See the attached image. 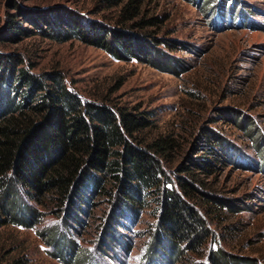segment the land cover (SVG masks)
<instances>
[{
    "label": "rangeland",
    "instance_id": "374dc122",
    "mask_svg": "<svg viewBox=\"0 0 264 264\" xmlns=\"http://www.w3.org/2000/svg\"><path fill=\"white\" fill-rule=\"evenodd\" d=\"M130 1L133 2L128 6ZM198 1L0 0V52L23 60L19 67L37 75L62 73L69 88L86 101H107L131 111H145L153 122L152 128L141 134L147 136L146 141L164 137L172 140V147L162 156L165 176L173 181L171 186L178 189L186 177L201 186L203 192L233 201L241 210L235 213L224 209L220 216L207 215L215 234L201 254L199 248V255L188 253L177 264H209L210 253L218 248L264 264V156L250 136L223 117L225 112L232 111L252 117L264 135V0H240L252 9L253 20L262 25L259 29H225L224 19L212 20L215 11L211 8L216 0ZM226 1L227 6L224 0H218L216 6L235 10L237 0L232 5L231 0ZM43 16L47 21L39 18ZM66 16L84 25L96 23L131 34H149L159 49L181 60L182 68H176L174 73L137 59L119 60L104 49L67 35L70 29L66 20L61 25L66 33L58 35L60 29L54 27L55 19ZM9 20L19 22L31 31L30 35L14 40L8 35ZM206 128L231 141L244 153V160L236 159L235 166L224 165L215 156L206 155V150L199 147ZM204 155L212 161L213 173L194 165L193 158ZM183 166L190 170L185 171ZM190 194L195 200L203 197L200 191ZM100 200L93 216L87 217L88 225L83 230L71 231L80 249L92 255L90 264H147L148 244L158 222L156 204L142 208L136 222H126L124 241L131 242V248L119 241L120 244L103 252L97 238L102 233L99 224L108 205ZM56 220L47 215L33 228L11 223L3 226L0 248L3 245L8 250L0 249V256L4 255L6 260L28 256L27 264H68L52 255L55 248L40 235L44 227L61 223L62 219ZM61 229L66 231L62 224ZM11 246L15 249L11 250Z\"/></svg>",
    "mask_w": 264,
    "mask_h": 264
},
{
    "label": "trees",
    "instance_id": "16d2710c",
    "mask_svg": "<svg viewBox=\"0 0 264 264\" xmlns=\"http://www.w3.org/2000/svg\"><path fill=\"white\" fill-rule=\"evenodd\" d=\"M217 1L211 8L215 11L212 20L224 19L225 29L262 26L253 20L252 9L242 1L237 0L233 11L216 6ZM224 3L228 5L226 0ZM66 17L55 19L54 27L60 29L55 30L58 35L62 31L66 33L61 27L66 20L70 29L67 35L104 49L119 60L137 59L174 73L176 68H182L181 60L159 49L149 34H131L96 23L84 25ZM39 18L47 21L45 16ZM31 21L40 25L34 19ZM252 21L254 24H249ZM9 23L8 35L14 40L20 35H30L31 31L19 22L9 20ZM42 32L47 35L45 29ZM22 63L23 60L0 52V229L10 223L33 228L45 216L52 215L56 221L62 219L61 223L40 231L45 243L55 248L52 255L68 264H90L92 255L80 249L73 235L88 225L87 217L93 216L96 202L102 199L108 205L99 224L102 233L97 238L103 252L120 244L119 241L131 248V242L124 241L126 222H136L142 208L154 202L158 222L148 244L146 262L177 264L188 253L199 255L215 234L207 215L220 216L224 209L241 211L233 201L203 192L201 186L186 177L178 189L171 186L173 181L165 176L162 156L167 155L172 140L164 137L146 141L147 136L141 134L151 129L153 122L145 111H131L107 101H86L69 88L62 73L50 71L37 75L24 66L19 67ZM225 116L251 137L264 156V135L256 121L233 111L225 112ZM205 132L199 147L206 150V155L215 156L224 165L235 166L236 159L244 160V153L218 131L206 128ZM206 155L193 158V163L213 173L214 165ZM183 169L190 170L185 166ZM199 191L203 195L201 200L191 197V192ZM61 224L66 231L61 229ZM0 249L8 250L3 245ZM3 256L0 264L29 261L28 256L8 260ZM209 260L211 264H257L252 258L221 248L212 251Z\"/></svg>",
    "mask_w": 264,
    "mask_h": 264
}]
</instances>
